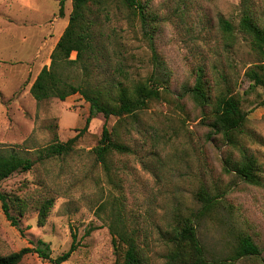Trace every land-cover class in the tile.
Returning <instances> with one entry per match:
<instances>
[{"label":"rangeland","instance_id":"374dc122","mask_svg":"<svg viewBox=\"0 0 264 264\" xmlns=\"http://www.w3.org/2000/svg\"><path fill=\"white\" fill-rule=\"evenodd\" d=\"M142 1L150 14L145 29L122 8L113 10L105 31L117 44L116 66L135 80L155 74L162 99L134 118L127 131L121 128L132 152L111 156L108 175L92 151L101 138L102 115L92 120L70 155L37 161V151L56 134L61 142L78 135L89 115L90 105L80 95L37 103L30 93L40 70L50 65L72 2L65 3L60 17L57 0H0V149L36 161L31 171L0 184L23 205L22 214L12 210L20 221L15 227L0 202V255L35 248L43 240L56 258L70 249L76 235L79 247L64 264H115L107 220L112 202L122 200L149 232L147 264H165L169 247L162 233L170 229L175 212L198 210L197 193L207 189L224 195L212 216L196 226L206 257H229L236 237L244 233L263 253L236 264H264V88L250 89L246 72L258 59L238 30L246 6L264 16V0ZM221 17L235 26L233 37L221 29ZM201 73L210 102L231 92L249 113L236 146L213 128L212 105L201 108L186 94ZM116 124L115 118L108 122L109 128ZM244 153L256 160L261 186L235 171ZM50 199L54 205L41 226L40 206ZM20 264L53 263L29 253Z\"/></svg>","mask_w":264,"mask_h":264},{"label":"trees","instance_id":"16d2710c","mask_svg":"<svg viewBox=\"0 0 264 264\" xmlns=\"http://www.w3.org/2000/svg\"><path fill=\"white\" fill-rule=\"evenodd\" d=\"M59 16L64 17L65 3L72 2V12L68 25L51 54L50 66L44 67L33 82L30 93L37 103L50 99L62 102L69 97L80 95L89 105V115L84 128L78 135L66 142H61L58 135L47 147L37 151V161H45L70 155L92 120L102 115L105 119L101 138L92 150L96 161L107 174L111 173V156L130 154L131 148L123 142L121 128L132 124L134 118L149 108L154 101L162 99L159 78L152 74L145 81L135 80L129 70L117 67L115 56L119 54L115 40L105 29L111 21L114 9H125L131 16L138 18L143 29L150 22V14L142 0H57ZM220 27L228 37H233L235 26L223 17ZM238 30L244 35L258 62L246 72L250 89L264 88V16H259L249 6L244 8L238 24ZM75 54V58L73 55ZM77 68L78 72L73 69ZM80 73V75H79ZM204 74H199L191 94L201 108L212 105L213 128L224 139L238 145V135L248 122L249 113L243 108L241 98L231 92L220 93L214 102L207 94ZM264 105V100L261 103ZM115 118L117 124L109 128L108 122ZM129 133V132H127ZM240 164L234 166L238 176L250 184L261 186L262 179L257 173L258 165L252 157L246 156ZM36 161L24 157L15 151L0 149V184L15 173L29 172ZM224 194H212L207 189L197 193L200 208L189 214L180 211L172 217L170 229L162 233L169 247L165 264H236L247 257H259L263 251L249 234L241 233L236 237L232 254L227 258L209 260L198 236L197 223L211 217L221 205ZM2 209L15 227L20 226L19 219L12 214L13 209L23 213L18 199L0 190ZM54 205L53 200H46L39 210L38 223L44 226ZM106 203L99 207L104 211ZM112 235L116 254L115 264H147L145 247L149 241V232L138 217L128 212L125 203L115 200L111 204V213L107 220ZM79 247L76 235L70 249L62 255L52 258L49 243L40 240L35 248H23L7 256L0 255V264H20L26 255L36 253L43 260L53 264H64Z\"/></svg>","mask_w":264,"mask_h":264},{"label":"crops","instance_id":"0c3cea01","mask_svg":"<svg viewBox=\"0 0 264 264\" xmlns=\"http://www.w3.org/2000/svg\"><path fill=\"white\" fill-rule=\"evenodd\" d=\"M61 36H62V35H61ZM60 38H61V37H60ZM60 38L57 40L55 46H54L53 49H52V52L54 51V49H55V47H56L58 41L60 40ZM50 64H51V58H50ZM48 66H50V65H48ZM44 67H46V66H44ZM44 67H43V68H44ZM43 68H42V69H43ZM42 69H41V70H42ZM41 70H40V71H41ZM39 73H40V72H39ZM39 73H38V74H39ZM37 76H38V75H37ZM35 79H36V78H35Z\"/></svg>","mask_w":264,"mask_h":264}]
</instances>
